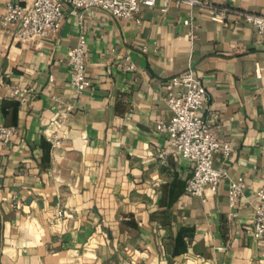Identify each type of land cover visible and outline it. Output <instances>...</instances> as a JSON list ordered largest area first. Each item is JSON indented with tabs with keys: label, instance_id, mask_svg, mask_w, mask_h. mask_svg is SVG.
Listing matches in <instances>:
<instances>
[{
	"label": "crops",
	"instance_id": "obj_1",
	"mask_svg": "<svg viewBox=\"0 0 264 264\" xmlns=\"http://www.w3.org/2000/svg\"><path fill=\"white\" fill-rule=\"evenodd\" d=\"M205 1L264 14V0ZM163 6L144 8L140 23L82 10L81 23L66 5L55 36L22 43L0 0V123L19 130L0 144V264H264V237L253 233L264 33L234 13L218 24L203 7ZM81 33L92 88L78 95L68 52ZM188 69L206 88L200 113L232 146L214 156L228 177L206 197L187 193L193 162L156 129L172 117L166 82ZM60 101L71 112L57 127ZM238 178L247 189L232 206Z\"/></svg>",
	"mask_w": 264,
	"mask_h": 264
},
{
	"label": "built area",
	"instance_id": "obj_2",
	"mask_svg": "<svg viewBox=\"0 0 264 264\" xmlns=\"http://www.w3.org/2000/svg\"><path fill=\"white\" fill-rule=\"evenodd\" d=\"M159 0H7L6 10L1 18L3 24L16 23L15 36L22 42L50 38L55 36L65 19V6H71V14L77 16L82 23V10L98 9L118 18L133 19L140 23L144 8H154ZM172 0H164L162 11L168 10ZM177 4L199 6L205 8L209 18L225 24L229 14L234 13L258 32L264 33V14L235 10L227 6H219L205 0H175ZM189 24V20L184 21ZM87 38L84 33L78 37L77 43L68 52L71 66L70 86L76 94H81L92 88V82L86 72ZM135 64L130 62L127 70H134ZM165 100L172 117L168 122H159L156 129L166 133L170 150L193 162V173L188 180L186 191L193 196H207V192L217 191L222 181L228 177L225 170L214 166V156L221 153L224 157L231 154L232 146L227 141H221L211 130L209 121L200 113L204 108L206 88L203 81L193 74L191 69L171 77L165 84ZM20 89L12 91L20 95ZM58 118L55 126L63 125L70 108L64 107L62 101L58 106ZM54 124V123H53ZM46 132L54 147L59 144V138L54 128L48 127ZM19 130L15 126L0 123V144L12 142ZM247 184L242 178L230 181L229 200L232 206L245 195ZM256 238L264 237V189L256 191L254 196ZM65 215V212H62Z\"/></svg>",
	"mask_w": 264,
	"mask_h": 264
}]
</instances>
